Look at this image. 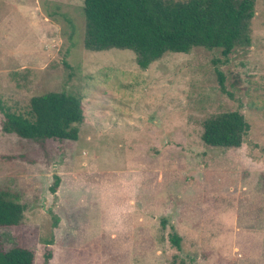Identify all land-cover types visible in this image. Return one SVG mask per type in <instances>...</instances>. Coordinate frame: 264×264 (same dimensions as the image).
<instances>
[{"label":"rangeland","instance_id":"1","mask_svg":"<svg viewBox=\"0 0 264 264\" xmlns=\"http://www.w3.org/2000/svg\"><path fill=\"white\" fill-rule=\"evenodd\" d=\"M84 36L83 0H0L2 103L27 115L64 91L84 112L76 140L43 144L4 132L0 112V191L23 205L0 247L35 264H264V0L228 55L193 47L143 69ZM227 111L249 123L241 145L204 143Z\"/></svg>","mask_w":264,"mask_h":264},{"label":"trees","instance_id":"2","mask_svg":"<svg viewBox=\"0 0 264 264\" xmlns=\"http://www.w3.org/2000/svg\"><path fill=\"white\" fill-rule=\"evenodd\" d=\"M83 13L87 49H130L145 69L166 52L204 47L228 55L249 46L255 0H83ZM0 112L4 132L39 144L76 140L84 121L81 99L64 91L33 96L27 115L12 111L0 98ZM248 130L240 112L227 111L204 120L201 139L211 146L237 147ZM57 185L58 179L52 189ZM22 216L23 205L0 191V226H16ZM179 240L172 235L177 246ZM0 264H35L34 253L19 245L0 247Z\"/></svg>","mask_w":264,"mask_h":264}]
</instances>
